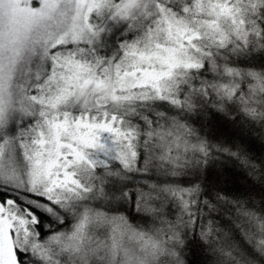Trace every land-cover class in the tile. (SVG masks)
Returning a JSON list of instances; mask_svg holds the SVG:
<instances>
[{
    "label": "snow or ice",
    "instance_id": "obj_1",
    "mask_svg": "<svg viewBox=\"0 0 264 264\" xmlns=\"http://www.w3.org/2000/svg\"><path fill=\"white\" fill-rule=\"evenodd\" d=\"M249 139L264 0H0V264H264Z\"/></svg>",
    "mask_w": 264,
    "mask_h": 264
},
{
    "label": "trees",
    "instance_id": "obj_2",
    "mask_svg": "<svg viewBox=\"0 0 264 264\" xmlns=\"http://www.w3.org/2000/svg\"><path fill=\"white\" fill-rule=\"evenodd\" d=\"M219 131L229 137L233 135L227 124H222ZM247 143L257 156L264 154V144H261L258 140L249 139ZM217 170L220 172L219 179L221 186L226 191L235 192L237 188L244 187L243 180L240 177V172L231 163L220 164L218 165ZM186 258L189 261V264H203L202 250L200 249L197 241L193 240L190 243L189 249L186 251Z\"/></svg>",
    "mask_w": 264,
    "mask_h": 264
}]
</instances>
